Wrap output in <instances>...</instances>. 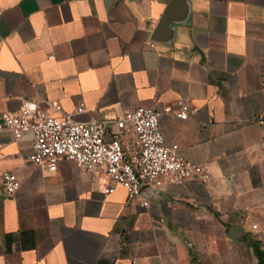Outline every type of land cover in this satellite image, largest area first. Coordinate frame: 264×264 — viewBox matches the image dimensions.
<instances>
[{
	"label": "crops",
	"instance_id": "crops-1",
	"mask_svg": "<svg viewBox=\"0 0 264 264\" xmlns=\"http://www.w3.org/2000/svg\"><path fill=\"white\" fill-rule=\"evenodd\" d=\"M22 101L52 115L49 102L82 103L105 140L127 109L167 107L164 141L208 179L163 181L141 207L70 161L31 165V134L1 128L0 171L18 188L0 189V264H257L264 0H0V115ZM179 103L194 112L175 117Z\"/></svg>",
	"mask_w": 264,
	"mask_h": 264
},
{
	"label": "built area",
	"instance_id": "built-area-1",
	"mask_svg": "<svg viewBox=\"0 0 264 264\" xmlns=\"http://www.w3.org/2000/svg\"><path fill=\"white\" fill-rule=\"evenodd\" d=\"M48 106L58 114H49L33 102L22 101L16 111L0 115V129H9L13 137L18 138L24 132L31 134L30 153L26 157L31 165L44 164L53 171L59 160L70 161L77 169L99 176L103 196L118 185L125 190L126 201L141 207L148 206L150 194L163 181L208 179L203 166L180 157L177 145L164 141L158 117L167 107L127 109L121 117V132L105 140L103 121L78 118L83 112L82 103L68 112H62L55 102H49ZM193 112L187 103H179L174 115L186 119ZM256 122L264 128V115H259ZM17 188L15 173L0 171L3 193L12 195Z\"/></svg>",
	"mask_w": 264,
	"mask_h": 264
},
{
	"label": "trees",
	"instance_id": "trees-1",
	"mask_svg": "<svg viewBox=\"0 0 264 264\" xmlns=\"http://www.w3.org/2000/svg\"><path fill=\"white\" fill-rule=\"evenodd\" d=\"M252 250L257 259V264H264V253L259 249L256 243H252Z\"/></svg>",
	"mask_w": 264,
	"mask_h": 264
},
{
	"label": "water",
	"instance_id": "water-1",
	"mask_svg": "<svg viewBox=\"0 0 264 264\" xmlns=\"http://www.w3.org/2000/svg\"><path fill=\"white\" fill-rule=\"evenodd\" d=\"M156 190H153V192L152 193H154ZM150 191H148V193H149ZM151 193V194H152ZM234 230H238V231H240V229L239 228H234ZM229 237H231V238H233V239H237L238 238V236H235V235H229Z\"/></svg>",
	"mask_w": 264,
	"mask_h": 264
}]
</instances>
